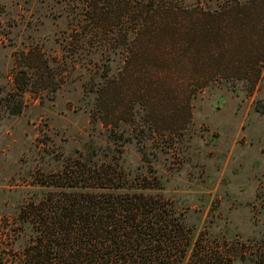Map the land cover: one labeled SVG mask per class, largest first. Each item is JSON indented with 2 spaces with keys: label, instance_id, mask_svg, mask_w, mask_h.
Here are the masks:
<instances>
[{
  "label": "rangeland",
  "instance_id": "374dc122",
  "mask_svg": "<svg viewBox=\"0 0 264 264\" xmlns=\"http://www.w3.org/2000/svg\"><path fill=\"white\" fill-rule=\"evenodd\" d=\"M87 9L85 0H0V264H22L36 242L24 207L56 190L41 181L68 162L115 156L130 182L147 179L155 186L144 191L183 215L189 262L210 249V264H264V70L251 94L244 83L200 92L181 134L135 130L140 117L112 130L94 119L97 89L125 55L90 40Z\"/></svg>",
  "mask_w": 264,
  "mask_h": 264
},
{
  "label": "trees",
  "instance_id": "16d2710c",
  "mask_svg": "<svg viewBox=\"0 0 264 264\" xmlns=\"http://www.w3.org/2000/svg\"><path fill=\"white\" fill-rule=\"evenodd\" d=\"M85 2L90 40L125 55L97 89L94 119L112 130L140 117L135 130L181 134L200 92L244 83L251 94L262 80L264 0ZM57 175L41 181L55 191L24 207L37 235L22 264H210V249L189 262L183 215L162 194L146 193L155 186L147 179L130 182L118 157L77 159Z\"/></svg>",
  "mask_w": 264,
  "mask_h": 264
}]
</instances>
